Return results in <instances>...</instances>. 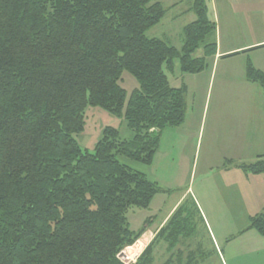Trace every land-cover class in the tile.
Segmentation results:
<instances>
[{"label":"trees","instance_id":"obj_1","mask_svg":"<svg viewBox=\"0 0 264 264\" xmlns=\"http://www.w3.org/2000/svg\"><path fill=\"white\" fill-rule=\"evenodd\" d=\"M160 1L0 0V264H124L119 254L147 231L132 232L127 212L165 190L117 158L152 164L163 131L186 112V86L172 88L163 67L172 72L178 59L183 73L199 74L217 49L205 42L216 32L208 0H193L180 50L148 39L166 13ZM124 72L138 85L128 100ZM245 79L264 89L250 62ZM88 107L123 117L132 138L106 127L83 152L74 136ZM236 167L264 176L263 157ZM248 223L241 233L264 237V211ZM194 233L181 203L133 264H154L159 242L162 264H199L201 246L186 245Z\"/></svg>","mask_w":264,"mask_h":264},{"label":"rangeland","instance_id":"obj_2","mask_svg":"<svg viewBox=\"0 0 264 264\" xmlns=\"http://www.w3.org/2000/svg\"><path fill=\"white\" fill-rule=\"evenodd\" d=\"M160 2L166 10L165 16L146 33V37L163 40L180 50L184 27L196 20L191 10L193 0ZM207 6L209 18L216 24V32L205 42L216 41L220 44L222 40L223 46L236 44L241 41L240 30L243 31V24L249 25V21L256 32L255 36L264 35V0H208ZM202 47L203 45L193 55L195 58L203 57ZM240 60L233 57L213 66L208 58L206 68L195 75L183 73L178 59L174 61L172 72L163 67L172 88L186 86L185 119L180 127L166 128L163 131L160 147L151 165L133 162L122 156L117 158L120 163L143 173L158 188L165 190L153 198L147 209L128 210L127 223L132 232L148 227L146 235L144 233L145 236L141 237L146 238L147 243L140 238L134 245L125 248L119 257L124 264L135 263L154 238L157 227L171 207L185 192L187 194L181 203L195 227L194 236L186 245L192 249L201 246L205 257L199 264H231L228 261L229 251H226L220 237L245 230L249 217L236 211L235 205V212H229L223 199L224 190H228L227 179L221 176L220 171L228 159L245 149L248 141L244 138L249 131L246 128L251 125L249 118L252 110L264 107L263 102H252L246 96L250 90L237 76ZM223 70L227 75L223 76ZM120 85L126 91L127 100L130 93L138 87L127 72L122 74ZM84 122V131L74 136L83 152H93L106 127L117 129L120 140L132 138L123 117L100 108L88 107ZM234 161L240 159L235 157ZM242 161H250L247 162L250 164L256 159L245 158ZM213 238L218 242L216 246L212 243ZM202 255L199 254V257L202 258ZM168 256L166 244L159 242L155 246L154 264H162Z\"/></svg>","mask_w":264,"mask_h":264},{"label":"crops","instance_id":"obj_3","mask_svg":"<svg viewBox=\"0 0 264 264\" xmlns=\"http://www.w3.org/2000/svg\"><path fill=\"white\" fill-rule=\"evenodd\" d=\"M248 23L249 25L243 24V31L240 30L242 36L241 41H237L236 44L223 46L222 40L220 44L215 41L217 45L216 54L210 59L213 66L221 60H228L233 57L241 59L239 61L240 67L237 76L250 90V93H248L249 95L246 96H248L252 102L264 103V89L258 84L247 82L245 79V67L247 62H250L256 70L264 74V35L255 36L256 32L254 31L252 22L249 21ZM225 75H227L226 71L223 72V76ZM258 104H256V107ZM249 119L251 125L246 128L247 130L245 129L249 131L244 138L247 139L248 143L245 144V149H241V152L239 151L236 155H233L239 158L240 161H234L235 157H231V159H228L231 163L225 164L224 168L220 171L222 173L221 176L227 179L226 189L228 190H224L223 199L229 212H235V205L236 211L239 210L248 217L264 211V176H247L239 170L236 165L250 162L247 161L245 163V161H242L245 158L250 160L257 159L258 157L264 158V107L252 110V115ZM186 194L185 192L184 196L171 207L169 213L157 227V230L165 224L171 214L180 205ZM157 230L155 232H157ZM241 232L242 231L226 237H220L221 240H223L222 243L226 246V251H229L228 261H230L231 264H250V262H252L251 264H264V237L253 230ZM141 239H145V244L147 243L146 238ZM212 243L216 246L218 242L213 238ZM219 256L221 257V254H219Z\"/></svg>","mask_w":264,"mask_h":264},{"label":"water","instance_id":"obj_4","mask_svg":"<svg viewBox=\"0 0 264 264\" xmlns=\"http://www.w3.org/2000/svg\"><path fill=\"white\" fill-rule=\"evenodd\" d=\"M122 255H121V253L119 254V257H121Z\"/></svg>","mask_w":264,"mask_h":264},{"label":"bare ground","instance_id":"obj_5","mask_svg":"<svg viewBox=\"0 0 264 264\" xmlns=\"http://www.w3.org/2000/svg\"><path fill=\"white\" fill-rule=\"evenodd\" d=\"M139 244H140V242H139Z\"/></svg>","mask_w":264,"mask_h":264}]
</instances>
